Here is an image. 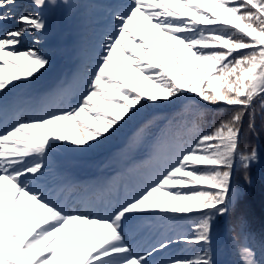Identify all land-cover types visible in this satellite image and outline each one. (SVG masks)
<instances>
[{
	"label": "snow or ice",
	"instance_id": "obj_1",
	"mask_svg": "<svg viewBox=\"0 0 264 264\" xmlns=\"http://www.w3.org/2000/svg\"><path fill=\"white\" fill-rule=\"evenodd\" d=\"M25 2L17 11L18 0H0V22L20 25L0 31V264H149L179 244L188 251L153 264H215L214 221L242 264H264V232L257 237L243 216L224 219L243 195L233 183L237 161L250 184L259 158L255 145H240L244 116L254 132L255 102L264 109V0H112L89 63L72 81L9 99L50 63L41 50L18 46L25 36L41 43L43 11L57 0ZM182 99L198 112L216 109L199 112L211 117L210 131L193 124L185 139L145 120L122 153L134 157L148 143L151 172L133 176L123 195L101 179L92 197H75L61 152L101 144L146 107L175 113ZM160 118L171 124L174 115ZM142 216L170 223L138 252L126 229ZM193 216L189 230H178ZM242 236L258 244L259 258Z\"/></svg>",
	"mask_w": 264,
	"mask_h": 264
},
{
	"label": "trees",
	"instance_id": "obj_2",
	"mask_svg": "<svg viewBox=\"0 0 264 264\" xmlns=\"http://www.w3.org/2000/svg\"><path fill=\"white\" fill-rule=\"evenodd\" d=\"M85 30H83L84 32ZM85 33V32H84ZM85 35H83L81 41ZM85 42H81L79 45L83 47ZM208 109L216 111V109L211 107L200 108L199 112H206ZM254 111L255 115V131L251 132L248 130L249 116L246 114L243 118V129L241 134V149H244L247 145L249 148L255 145L258 154H264V109L259 107V100L255 102ZM196 108L192 105L187 104L183 108L176 110L175 113L166 114L164 116H173L174 120L171 124L168 121L161 119L160 114L156 116V120L159 125L156 126L157 129L168 130L170 128L171 133L175 136H183L185 139L190 138L189 129L195 124L200 130L207 132L211 130L214 124L210 125L206 122V119H211V117H203L199 114ZM228 112L222 114L218 113L215 116V122L218 123L223 117H226ZM104 140L103 142H105ZM150 155H148L145 160L139 162L136 168L145 169L150 167ZM243 169L240 167L237 161L236 166L233 171V183H238L243 190V195L241 196L239 202L237 203L235 210L230 211L229 217L243 216L248 222V230L255 232L257 237L264 232V163L257 165L256 161L252 163L251 167L248 169V175L251 178V183L246 184L243 179ZM196 217L193 216L189 219L191 222ZM220 227L218 222L214 221L213 232L218 234ZM239 231V229H237ZM242 242L249 244L254 248L257 253V258L260 257L261 253L259 251L258 244L252 240H244L242 236ZM228 243L233 246L230 239Z\"/></svg>",
	"mask_w": 264,
	"mask_h": 264
},
{
	"label": "rangeland",
	"instance_id": "obj_3",
	"mask_svg": "<svg viewBox=\"0 0 264 264\" xmlns=\"http://www.w3.org/2000/svg\"><path fill=\"white\" fill-rule=\"evenodd\" d=\"M64 13L66 14V11ZM12 20L15 22L14 26L6 25L7 21L0 22V31H2V30H10V29H15V28L20 27V25L16 22L15 19H12ZM60 27H61V32L66 33V31L68 29V26L63 23L62 25H60ZM48 35H49V37L52 38L51 34H48ZM26 39H27L26 36L23 37L21 43H24V42L28 43V40H26ZM66 44H68V43H66ZM28 46H31V47L34 46L35 47L36 45H35V43H28ZM66 53L70 54L69 51H67ZM57 58L60 59L61 55L57 56ZM61 59H63V60L66 59V61H67L69 59V57L68 58H63L62 57ZM56 61H58V60H56ZM47 68H48V66H47ZM47 68H45V69H43L41 71L40 75H38L37 78L35 79L36 81L42 83V82H44V81H46L48 79L45 76V71H46ZM49 74H50V71H49ZM10 96H11V94H8L9 99L11 98ZM64 153H68V152H64ZM138 228H139V226L136 225L135 227H133V229L129 233L126 231V234H127V239L134 246V249L139 252L142 248L148 247L150 244H152L153 240L152 241L149 240L150 236H146L144 230L141 231V232H138V230H139ZM155 258H156V256L152 257L150 259L149 263L153 264V262L155 261Z\"/></svg>",
	"mask_w": 264,
	"mask_h": 264
}]
</instances>
